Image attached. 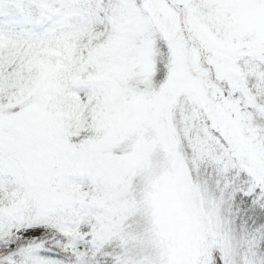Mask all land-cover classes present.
<instances>
[{
    "label": "snow or ice",
    "instance_id": "snow-or-ice-1",
    "mask_svg": "<svg viewBox=\"0 0 264 264\" xmlns=\"http://www.w3.org/2000/svg\"><path fill=\"white\" fill-rule=\"evenodd\" d=\"M10 7L0 264H264V0Z\"/></svg>",
    "mask_w": 264,
    "mask_h": 264
},
{
    "label": "rangeland",
    "instance_id": "rangeland-1",
    "mask_svg": "<svg viewBox=\"0 0 264 264\" xmlns=\"http://www.w3.org/2000/svg\"><path fill=\"white\" fill-rule=\"evenodd\" d=\"M2 2L4 4L5 15H0V21H5V20L9 19V15L8 14H11V16H13L17 20H19L20 18L16 14L15 9L10 7L11 0H2Z\"/></svg>",
    "mask_w": 264,
    "mask_h": 264
}]
</instances>
